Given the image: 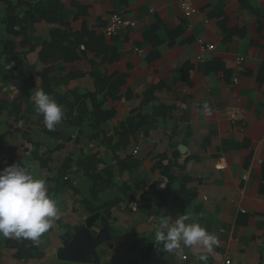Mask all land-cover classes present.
Instances as JSON below:
<instances>
[{"label":"crops","instance_id":"crops-1","mask_svg":"<svg viewBox=\"0 0 264 264\" xmlns=\"http://www.w3.org/2000/svg\"><path fill=\"white\" fill-rule=\"evenodd\" d=\"M28 4L65 16L8 28V6L21 18ZM193 5L185 19L179 0H0V170L28 168L58 208L50 229L28 240L35 249L0 236V264H205L201 255L206 264H264V0ZM115 12L135 26L108 39L101 28ZM37 89L64 110L55 131L36 111ZM92 98L114 117L97 125ZM232 108L244 111L243 131L228 121ZM88 159L111 173L94 196ZM65 160L69 184L53 181ZM158 165L170 167L171 183ZM182 185L192 197L170 217L186 214L214 234L210 253L153 242L157 207Z\"/></svg>","mask_w":264,"mask_h":264},{"label":"clouds","instance_id":"clouds-1","mask_svg":"<svg viewBox=\"0 0 264 264\" xmlns=\"http://www.w3.org/2000/svg\"><path fill=\"white\" fill-rule=\"evenodd\" d=\"M36 111L43 116L44 126L55 131L63 119V108L43 89L33 97ZM205 112L210 114L207 104ZM56 202L50 197L43 179L34 178L21 164L13 163L0 170V236L37 242L57 217ZM186 214L174 221L164 217L154 232V243L163 252H172L183 245L205 253L218 246V238L198 223H186ZM199 259L207 262V255Z\"/></svg>","mask_w":264,"mask_h":264},{"label":"trees","instance_id":"trees-1","mask_svg":"<svg viewBox=\"0 0 264 264\" xmlns=\"http://www.w3.org/2000/svg\"><path fill=\"white\" fill-rule=\"evenodd\" d=\"M16 5H19V3H17ZM16 5H10L8 6V16L6 18V24L7 27H13V24H15L17 21L18 24L22 25L27 23L26 21L29 20V25H32L34 23L35 20H39V19H46L47 21H59V19L65 16L64 12H60L59 9L57 7H54L52 9L47 10V12H43L40 13L36 8H34L33 6L31 7L30 4L27 5V10L25 11V13L22 15V17L20 18L19 15L17 13H15V6ZM57 10H56V9ZM56 12H59L56 14ZM82 36L81 34L79 35V37ZM229 38V35H228ZM102 53L107 54L108 53V49L107 47L104 45L103 49L101 50ZM114 52V50H113ZM69 51L67 49V51L65 53H63V55L69 57ZM44 77V76H43ZM74 76H70L68 77V79L73 78ZM106 79L104 78H100L98 77L97 82L100 83L101 85H103V82H105ZM66 82V80L64 81ZM117 85L113 86V89H116ZM110 91H112V89L110 88ZM94 101L95 106L93 109V112L90 113V116L94 119V122L98 125L101 122H107L109 120H111L114 115L115 112L114 110H108V111H101L100 110V106H101V102H96L94 100V98H92V102ZM131 124V123H130ZM132 128V125L131 127ZM134 128V127H133ZM35 157H37L35 155ZM38 158V157H37ZM69 160H65L64 163L61 165L60 170L57 172V174H55L56 176L53 178V181L58 182V181H62V184H69L70 182V178H69V173L67 172L69 169ZM83 162V161H82ZM82 162H80L79 164H81ZM90 159H88V163L82 168L84 175L91 181L92 183V188H91V194L92 196H94L99 188H96L99 184H101V182H105L107 184H109L110 182V178H111V173L106 172V174L101 175L96 173V171L94 170L93 167V163ZM159 169H161V172L164 176L167 177L168 179V183H171L173 181L172 177L169 175V171H170V167H166L163 168L162 166L158 165ZM120 169L122 170V167H120ZM105 176V177H104ZM185 185L180 186L179 190L177 192H175L174 194V198L170 201L168 200H162L160 205L157 207V211H156V215L162 220L164 217H169V216H174L177 215L178 212L182 211L183 208L185 207V203L187 201H189L188 199H191V195L188 196L189 194L187 193V191L185 190ZM104 207V206H103ZM91 212H95L94 209H91ZM22 246L23 248H28V249H35L34 245L28 241V240H24L22 242Z\"/></svg>","mask_w":264,"mask_h":264},{"label":"built area","instance_id":"built-area-1","mask_svg":"<svg viewBox=\"0 0 264 264\" xmlns=\"http://www.w3.org/2000/svg\"><path fill=\"white\" fill-rule=\"evenodd\" d=\"M179 8L182 16L185 19L190 18L193 14L196 13V8L193 5V0H179ZM128 26L134 27L135 22L125 18L122 12H115L108 18V21L105 24V26L101 28V32L103 36L109 39L119 35V33ZM199 44L202 45V42L200 40H199ZM211 49L212 46L207 45L205 48H203V51H208ZM135 52L141 53V51H139L138 49H135ZM198 59L201 60V56H199ZM243 60L244 59L241 56H238L236 58L235 61L236 68L232 75V83L234 85H236L239 81V77H240L239 68L243 63ZM228 121L231 124L238 126L240 131H243L245 128V115L243 109L232 108L228 113ZM262 143L264 145V138L262 140ZM136 152L137 151H134V153ZM182 259H186V256L183 255ZM225 264H230V261H225Z\"/></svg>","mask_w":264,"mask_h":264},{"label":"water","instance_id":"water-1","mask_svg":"<svg viewBox=\"0 0 264 264\" xmlns=\"http://www.w3.org/2000/svg\"><path fill=\"white\" fill-rule=\"evenodd\" d=\"M97 217H98V214H94V215H92V216H90V217H88V218L86 219L85 223H86V229H87V230L90 229V227L92 226V224L96 221ZM83 231H84V230H83ZM77 235H78V238H79L80 236L83 235V233H78ZM75 243H76V242H75ZM75 243H73V244L71 245V247H70V245H69L67 248L63 249V250L60 251V252H66L67 250L72 249V248H73L72 246H75ZM75 247H76V246H75ZM59 256H60V254H59Z\"/></svg>","mask_w":264,"mask_h":264}]
</instances>
